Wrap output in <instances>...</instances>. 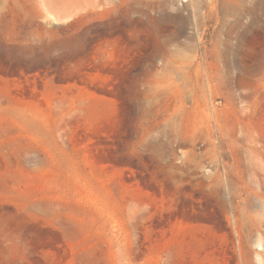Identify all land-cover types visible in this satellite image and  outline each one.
<instances>
[{
  "label": "rangeland",
  "instance_id": "rangeland-1",
  "mask_svg": "<svg viewBox=\"0 0 264 264\" xmlns=\"http://www.w3.org/2000/svg\"><path fill=\"white\" fill-rule=\"evenodd\" d=\"M0 264H264V0H0Z\"/></svg>",
  "mask_w": 264,
  "mask_h": 264
}]
</instances>
